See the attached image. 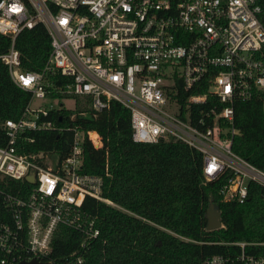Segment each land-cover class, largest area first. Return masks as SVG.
<instances>
[{"label": "built area", "instance_id": "obj_1", "mask_svg": "<svg viewBox=\"0 0 264 264\" xmlns=\"http://www.w3.org/2000/svg\"><path fill=\"white\" fill-rule=\"evenodd\" d=\"M262 19L264 0H0V34L11 39L0 62L30 94L21 117L3 123L0 182L31 186L23 197L0 189V264H50L60 226L84 237L80 253L69 261L82 264L99 235L83 209L85 199L117 207L102 197V178L80 170L84 140L101 146L96 132L67 127L73 140L60 162L44 153L18 152V144L33 141L26 133L55 130L41 117L67 108V99L74 105L77 98L89 100L94 112L119 103L130 113L134 142L172 139L194 148L207 182L226 175L219 188L225 202L243 203L251 183L264 189V171L232 150L234 104L260 96L264 110ZM36 24L46 29L50 52L41 71H24L14 41ZM203 84L205 93H193ZM224 245L238 251L202 264H264V254L246 252L264 243Z\"/></svg>", "mask_w": 264, "mask_h": 264}, {"label": "trees", "instance_id": "obj_2", "mask_svg": "<svg viewBox=\"0 0 264 264\" xmlns=\"http://www.w3.org/2000/svg\"><path fill=\"white\" fill-rule=\"evenodd\" d=\"M10 40L0 34V55L8 51ZM14 47L20 54V68L39 72L49 55L50 39L44 26L36 24L17 35ZM205 91L206 84L193 93ZM29 100L30 94L12 82L7 67L0 62V146L6 143L4 121L19 119ZM41 120L51 121L55 130L26 133L33 141L18 144L20 154L44 153L60 162L68 156L73 140L67 127L94 131L101 139L99 148L84 140L80 170L100 176L102 197L119 208L85 199L83 209L95 219L99 235L89 243L82 264H202L207 257H226L238 251L224 243H264L263 188L251 183L243 203L223 201L219 188L226 175L207 182L201 153L180 141L134 142L130 113L119 103L111 102L94 112L89 100L77 98L73 109H55ZM233 126L237 130L233 152L264 171L260 96L234 104ZM30 187L26 181L7 178L0 182V189L19 192L22 197ZM209 204L220 212L222 227L217 230L206 229ZM83 241L80 233L58 227L51 242L50 264H71ZM253 250L264 254L263 246L246 248L247 253Z\"/></svg>", "mask_w": 264, "mask_h": 264}, {"label": "water", "instance_id": "obj_3", "mask_svg": "<svg viewBox=\"0 0 264 264\" xmlns=\"http://www.w3.org/2000/svg\"><path fill=\"white\" fill-rule=\"evenodd\" d=\"M27 180L29 182H32V177H27ZM205 218L207 220V226L206 229L211 231V230H217L220 227H222L221 219H220V212L214 204H209ZM17 264H46L44 262H40L38 260L32 259L29 261H21Z\"/></svg>", "mask_w": 264, "mask_h": 264}, {"label": "rangeland", "instance_id": "obj_4", "mask_svg": "<svg viewBox=\"0 0 264 264\" xmlns=\"http://www.w3.org/2000/svg\"><path fill=\"white\" fill-rule=\"evenodd\" d=\"M64 105H65L67 108L71 109V108H73V106H74V102H73V100H71V99H67V100L64 101ZM91 136H92V134H91Z\"/></svg>", "mask_w": 264, "mask_h": 264}, {"label": "bare ground", "instance_id": "obj_5", "mask_svg": "<svg viewBox=\"0 0 264 264\" xmlns=\"http://www.w3.org/2000/svg\"><path fill=\"white\" fill-rule=\"evenodd\" d=\"M11 41V40H10ZM12 120V119H11ZM32 132V131H31ZM91 134H92V136H91ZM90 134V137L93 139V140H95V138H96V136H95V134L94 133H91ZM30 135V134H29Z\"/></svg>", "mask_w": 264, "mask_h": 264}]
</instances>
